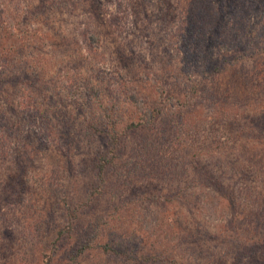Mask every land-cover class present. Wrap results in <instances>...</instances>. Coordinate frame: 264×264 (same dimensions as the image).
<instances>
[{
	"label": "rangeland",
	"instance_id": "obj_1",
	"mask_svg": "<svg viewBox=\"0 0 264 264\" xmlns=\"http://www.w3.org/2000/svg\"><path fill=\"white\" fill-rule=\"evenodd\" d=\"M83 1H85L83 5L86 10H74L71 13V6L68 5L58 17L56 14H54L55 16L52 15L51 8H48L50 6V1L48 2V0H0L1 35L4 31L5 33L8 32L7 16L18 14L23 19L28 14L33 15V17L42 15L41 18L38 17V20L45 24H30V27L37 29V32L29 29L30 33L24 26L28 31L27 40L33 45H30L31 47L27 48L25 52L23 51L22 55L25 58L19 57V59L28 60V56L30 54L34 56V52L38 56L40 55L37 57L38 60L30 64L29 69L35 71L37 67L41 66L40 70L47 71L48 85L46 88L49 92L57 91L58 89L61 91L62 88V91L71 88L75 91V97H78L85 91L84 88L89 89L92 85H101V83H104L102 77L98 78L99 76L95 74L90 75L89 69L92 67L106 70L108 75L104 78L107 80L115 77V80L122 81L121 75L117 74L115 76V69L118 65L117 58L109 57L110 50L114 48V42L110 41L109 35L103 34V30H111V28L118 30V23L124 20V17L120 16L123 12L122 10L119 12L118 3L115 2L105 7L103 6L104 8L100 12L103 18V27L100 28V24H98L97 28V26H94L96 22L93 20V10L87 7L88 0ZM223 1L226 2L223 6L225 10L218 9V4L220 5L221 3L220 0H212L211 6L215 10L205 13L203 17L210 21L212 25L214 22L220 23L221 29L227 31L222 36L224 43L230 41L236 33L244 37L243 42H245V38L252 36L249 28H247V25L250 27V23L257 31L253 35L254 41H262L260 45H263L264 40L262 38L264 39V35L262 34L261 38L258 32L264 31V0ZM172 2L179 6L180 11L183 10L181 6H184L187 1L172 0ZM155 3L156 0L152 2V5L155 6ZM40 7L41 9H39ZM115 15H118V20L113 22L112 17ZM183 16L185 19H179L176 24L177 27L180 25L183 28V22L186 21L188 23L189 17L187 15ZM56 18L57 20L55 21ZM214 18L215 20H213ZM59 27L63 31L58 36L53 31ZM206 29L209 30L210 28L206 26ZM86 30L90 33H102L100 34L102 42H100L99 46H94L98 50L93 58L89 57V46L85 43L87 36H84L83 32ZM138 31L139 29L134 28L129 30V32H125L121 34L118 41L120 42L124 39L125 42H132L133 46L131 49L142 51L148 61L151 57L146 52L147 44L145 41H139V37H137L140 36L137 34ZM43 34H46L48 38L50 37V41L48 38L45 39L46 36L42 40ZM179 42L180 40L178 41V38L175 37L170 47L169 43L164 41L162 49L168 50L169 56L164 55L163 61L170 62V64L166 68L169 74L164 78L163 85L159 86V84L153 83L152 78H148L146 73L141 72L138 75V83L134 86L137 92L134 90L127 91L129 94L138 93V96L144 97L149 102L147 107H156L157 109L159 105L161 113L158 112L159 117L152 129L153 133L151 135L148 134L150 138L155 135V140L158 141L150 144L151 146L143 154L137 150V159L136 156H131L132 150L128 146L130 140L127 141L128 144H120L119 148L114 147L110 142L99 143L101 154L103 153L102 158L113 147V152L111 155H107V159H111L110 161L116 166L117 173H120L119 178L126 175V173H130L132 175L130 179L134 181L135 186L143 188L142 192L138 193L136 197L129 196V188L123 189L122 195L117 193L115 195L116 199L121 201L117 203L119 206L117 213L121 214V217H114L115 221L112 222V229L108 234H104L103 239L99 234L95 236L96 241L112 244V248L120 245L121 248L130 250L133 256H131L130 260L123 261L125 264H134L133 259L140 254L158 259V263L155 264H199V260L195 259L196 254L191 253V251L202 250L201 246L199 248L195 244L192 245L184 235V230L187 229L186 234H193L199 230L198 227L219 238L217 239L219 242L216 243L201 240V245L204 246L202 247L204 248L203 250H206L205 248L207 247L214 251V257H219L221 255L220 252L227 247L224 242L225 237L222 236V231L225 230L222 229L223 226H226L231 221V225H235L234 231H231V233L235 235H228L232 243L234 242L232 244L233 252L228 251L226 254L227 263L229 264L232 259L238 257L237 251L239 250L237 247H243L245 245L244 240L247 242L248 238L255 237V231L249 232L247 226L250 219L258 217V207L264 208L259 206L260 202H257V200L252 202L250 200L251 196L256 195H260L259 197L264 200V73L259 77L250 74L249 81L246 80L247 76L238 80V75L234 79L229 70L223 68L222 63H219V66L217 65L222 60L220 52L213 54L215 62L212 68L220 71L210 72L206 68L208 66H206L204 59L200 58V54L198 59L193 62L189 59L191 53L186 49H182L181 45L179 47ZM106 45H109V47H106ZM36 46L38 48H34ZM221 46L224 47L225 45ZM223 47L222 50L226 49V47ZM79 55L86 56L88 61L75 60V57ZM162 55L163 53L160 52V56ZM92 59L93 64H87ZM96 65L98 66L96 67ZM152 66L157 67V64L153 63ZM76 67L80 69L79 72L75 70ZM261 68L263 69L264 67L261 66ZM27 72L30 73L28 69ZM68 75L71 76L70 81L66 80ZM212 81L218 84L224 94L221 97H216L212 104H204L199 97L202 96L203 90L210 89L211 85L213 86ZM190 89H193L194 92L192 96L188 97V101L190 100L191 104H202L200 107L201 114H199L197 120L195 119V121L200 119L199 123L195 122L196 124H194L197 126L196 132L187 126L184 119H181L182 116L179 112L181 111L183 99L175 96L178 90L187 92ZM18 95L19 93H16L15 96L18 97ZM100 96L102 97L103 95L101 94ZM102 99L105 100V103L110 101V94L104 92ZM115 99L120 100L119 106L133 113L137 111L135 104L126 102L125 98L117 97ZM138 104L141 106L139 112H145L148 109L143 105L142 100ZM94 111H98L95 106ZM147 113L150 114L149 111ZM36 121L34 125L38 127ZM230 123H232V126L231 129H228L227 127ZM44 124H50V122L44 121ZM166 125H171L170 127H173L176 133L171 135L169 139L165 137L162 140V138L158 137L162 133L160 127H166ZM95 144L91 147L81 146V152L84 154L89 152L93 159L90 164V171H92L91 168L94 161H96ZM51 147L55 148L54 151L58 149L60 153L56 158L51 155L47 159L53 160L56 169H59L61 166L60 161L64 163L63 158H65L62 155L63 147L58 146L57 143ZM196 149L202 150L199 159L210 167L208 169L211 172L225 174L222 178L224 185L222 192L215 193L212 190L213 184L210 181L205 180L203 183L201 179L194 180L198 175L194 174L193 176L189 162ZM78 154L79 152L74 151V157H67L74 164V169L71 170L69 175L61 171V169L57 173L61 182V187L57 194L60 199L67 198L68 195L69 203L71 204L77 198L76 193L82 197V199L80 197L78 199L83 201L90 188L93 190L94 183L97 182L94 176L95 172L85 171L81 166V168L78 166V162L84 158V154H82L81 158H78ZM44 157L46 156H41V158ZM187 160H189L188 163ZM37 163L41 165L44 173L47 174L46 167H50V163L46 161L40 162L39 160ZM131 163L136 164L132 166ZM140 166L145 169L144 172H139L141 170L139 169ZM42 169L39 168V165H36L32 169L26 170L23 177L41 179L44 176ZM135 177L137 179L136 182ZM93 181L94 183L92 184ZM153 183L157 184V188L150 186ZM148 189L151 191L147 192ZM154 189L157 190L154 191ZM177 192L181 194L179 202L172 205L166 204L168 212L163 213L161 204L163 201H155L154 198H158L160 194L171 193L170 195L172 196L173 193ZM107 194L111 195L109 192ZM111 196L115 197L114 195ZM93 197L98 209L105 210L106 206H108L109 197L103 194L100 195L97 192ZM49 199L51 198H48L43 193L24 198L27 203L33 205L34 216L36 217L38 213L42 217V212L49 209L56 213L55 217L46 219L51 224H55L56 220L62 216L60 209L63 210V205L61 200H59L61 203L58 204ZM196 201H198L197 204L195 203ZM46 202L51 203L50 207L44 204ZM35 210L38 213H35ZM43 216L45 219V213ZM31 221L36 220L31 219ZM45 222L47 223V221ZM10 228L18 230L19 235L15 234L14 243H7L11 248H5V251L0 252V264H21L23 258L21 255L25 256L24 259L28 263L30 261L29 254H33L35 257L39 256L46 241L45 238L39 239L36 233L30 235L22 226L19 227L16 224L11 225ZM231 233L229 232L228 234ZM38 235H42V232L38 231ZM73 242H75L74 239L71 244ZM197 242L200 243L199 240ZM34 243L37 245L33 246ZM1 246L2 240L0 239ZM28 248L29 251L27 250ZM68 252L69 250L66 252L60 250L57 253H60V257L68 261ZM100 253L96 248L88 249L79 255L78 263H117L116 258L114 260L110 256H104ZM205 259L208 260V258L204 257ZM204 260L200 258V264H212V262ZM68 262L64 263V260H62L56 264H68Z\"/></svg>",
	"mask_w": 264,
	"mask_h": 264
},
{
	"label": "trees",
	"instance_id": "obj_2",
	"mask_svg": "<svg viewBox=\"0 0 264 264\" xmlns=\"http://www.w3.org/2000/svg\"><path fill=\"white\" fill-rule=\"evenodd\" d=\"M49 1L50 6L46 7L51 8L52 15L56 14L58 17L68 5L71 6V13L74 10H86L83 5L85 1L83 0ZM153 1L155 0L87 1V7L93 10V20L96 22L94 26H97V28L98 24H100V28L103 27V18L100 12L106 5L113 4V2L118 3L119 12L121 10L123 12L120 16L124 17V20L118 23L120 30H115V28L103 30V34L109 35L110 41L114 42V48L110 50L109 57L117 58L118 65L116 69L118 68V70L115 69V76L117 74L121 75L122 81L115 80V77L108 80L105 79L104 77L108 75L106 70H100L97 67L98 65H96L97 68L92 67L89 69L90 75L95 74L99 76L98 78L102 77L105 84L92 85L89 89L84 88L85 91L78 97H75V91L71 88L63 91L62 88L61 91L58 89L52 92L47 90V71L40 70L41 66L37 67L35 71L29 69L30 64L38 60L37 57L40 55L38 56L34 52V56L32 54L28 56L30 60L19 59V57L25 58L22 55L23 51L25 52L27 48L31 47L30 45H33L27 40L28 31L30 29L37 32V29L31 28L30 24H45L38 20V17L41 18L42 15L33 17V15L28 14L23 19L18 14L6 17L8 32L5 33L4 31L2 35L0 34V239L2 240L0 252L5 251V248H11L7 243L15 242V234L19 235V231L12 230L10 226L16 224L19 227L22 226L28 234L33 235L36 233L39 239L45 238L46 240L39 256L35 257L33 254H29L30 261L28 263L31 264H56L62 260H64V263L69 261L68 264H79V255L91 248L99 250L101 255L110 256L114 260L116 258V264H125L123 261L130 260L131 256H133L130 250L123 249L120 245L112 248V244L96 241L95 236L99 234L103 239L104 234H108L111 231L112 222L115 221L114 217H121V214L117 213L119 211L117 203L121 201L116 199L115 195L117 193L122 195V190L129 188V196L136 197L138 193L142 192L143 188L135 186L134 181L130 179L132 176L130 173H126V175L119 178L120 173H117L116 166L110 161L111 159H107V155L112 154L113 147L102 158L103 153L101 154L99 143L110 142L114 147L119 148L120 144H128L127 141L130 140L128 146L132 150L131 156L135 157L137 150L143 154L151 146L150 144L158 141L155 140V135L150 138L148 134L151 135L153 133L152 129L159 117L158 112L161 113L159 105L157 109L156 107H147L149 102L144 97L138 96V93L129 94L127 91L134 90L137 92L134 86L137 85L138 75L141 72L146 73L148 78H152L153 83H157L159 86L163 85L164 78L169 74L166 68L170 64V62L163 61L164 55L169 56V51L162 49L164 41L169 43L171 47L172 42L177 37L178 41L180 40L179 47L181 45L182 49H186L191 53L189 59L195 62L200 54V58L204 59L206 66H208L206 68L210 72L220 71L219 69H212L215 62L213 54L220 52L222 60L217 65L219 66V63H222L223 68L228 69L234 79L238 75V80L247 76L246 80L249 81L250 74L259 77L264 73V68H261V66L264 67V44L260 45L262 41H254L253 35L257 31L252 24L249 23L250 27L247 25L252 36L245 38V42H243L244 37L236 33L230 41L224 43L222 36L227 31L221 29L220 23L214 22L212 25L210 21L203 17L205 13L215 10L211 6L212 0H186L185 5L181 6L183 10L180 11L179 6L173 4L172 0H156L155 6L152 5ZM220 1L218 9L225 10L223 6L226 2ZM183 15L189 17L188 23L186 21L183 22V28L180 25L177 27V21L182 18L185 19ZM112 20L116 22L118 15L112 17ZM206 26L210 29H206ZM134 28L139 29L137 32L140 35L137 36L139 41H145L147 44L146 52L151 57L148 61L142 51L131 49L133 46L132 42H125L124 39H122L123 41H118L121 34ZM62 31V28L59 27L53 32L59 36ZM29 32L31 33V31ZM100 34L102 33L100 32ZM100 34L90 33L88 30L83 32V35L87 36L85 43L89 46V57L93 58L95 56L98 48L96 50L94 46H99L100 42H102ZM258 34L261 37L262 34L264 35V31L262 30ZM42 37V40L44 37L45 39L48 38L46 34H43ZM48 39L50 41V37ZM262 40L264 39L262 38ZM221 45H225L226 49L222 50L223 46ZM106 47H109V45H106ZM33 51L35 50L33 49ZM160 52L163 53L162 56H160ZM79 56L75 57V60L88 61L86 56ZM249 62L251 63L249 64ZM68 63L70 64L69 61ZM153 63H156L157 67H153ZM36 64L39 65L38 63ZM87 64H93V59ZM27 69L30 73L27 72ZM75 70L80 71L78 67ZM70 79L71 76L68 75L66 80L70 81ZM212 84L213 86L211 85L210 89L203 90L202 96L199 97L204 104H212L216 97H221L224 94L218 84L214 81H212ZM15 92L19 93L18 97L15 96ZM104 92L110 94V101H106V103L102 99ZM193 92V89L187 92L178 90L175 96L183 99L181 111L179 112L182 116L181 119H184L187 126L196 132L197 126L194 124L199 123L200 119L198 121H195V119L197 120V117L201 114L200 107L202 104H191L190 100L188 101V97L192 96ZM101 94L103 95L102 97L100 96ZM117 97L125 98L126 102L134 103L137 111L133 113L119 106L120 100L115 99ZM140 100L148 108L145 112H139L141 106L138 102ZM94 106L98 111H94ZM35 121L38 127L34 125ZM44 121L50 122V124H44ZM170 126L160 127L162 131L158 135L160 139L162 138L163 140L165 137L169 139L171 135L176 133V130ZM231 126L232 123L227 128L231 129ZM56 143L58 146L63 147L62 155L65 157L63 158L64 163L60 161L61 166L59 169L68 175L74 169V164L67 157H74L73 153L76 151L79 152L78 158H81L82 154H84L81 152V146L91 147L96 143V161H94L91 170L95 172L94 176L97 182H92V184H95L93 190L90 188L83 201L78 199V197L82 199L80 194L78 196V193H76L77 198L74 202L72 201V204L69 203L68 195L67 198L60 199L57 194L61 187V182L57 176L59 169H56L53 160H48L51 155L56 158L60 153L58 149L54 151L55 148L51 147ZM201 152L202 150L196 149L189 162L193 176L194 174L198 175L194 180L201 179L203 183L205 180L210 181L213 184L212 190L215 193L222 192L224 186L222 178L225 174L211 172L208 169L210 167L200 161ZM41 156L46 157L41 158ZM38 160L50 163V167H46L47 174L44 173L41 165L37 163ZM92 161L90 153L86 152L84 158L78 162V166H81L85 171L92 172L89 169ZM131 164L135 166L136 163ZM36 165H39V168L42 169L44 176L41 179L30 177L32 180L27 177L24 178V172L34 168ZM139 169H141L139 172H144L145 170L142 166ZM136 180L135 177V182ZM150 186L157 188V184L154 183L150 184ZM156 190L154 189V191ZM149 191L151 190L148 189L147 192ZM96 192L109 197L108 206H106L105 210L98 209L97 204L94 202L93 196ZM107 192L115 197L108 195ZM42 193L51 198L49 200L58 204L61 203L59 200L62 201L63 210L60 209L62 216L56 220L55 224H51L46 220L49 217H55L56 213L51 209L42 212L43 214L45 213V219L43 214L41 217L38 211L35 210V213H38L36 217L34 216L33 205L24 200L26 196L33 197ZM171 193L160 194L158 198H154L155 201H163L161 203L163 213L168 212L166 204L178 203L181 198L180 192L173 193L172 196L170 195ZM259 196H251L250 200L251 202L257 200V202H260L259 206L263 208L264 200ZM47 202L44 204L50 207L51 203ZM195 203L197 204L198 201ZM257 216L256 219H250L247 226L249 232L255 231V237L248 238L247 242L244 240L245 245L243 247H237L239 250L237 251L238 257L232 259L229 264H264V208L258 207ZM31 219L36 221L32 222ZM234 228L235 225H231V221L226 226H223L222 230L225 231H222V236L225 237L224 242L225 246H227L225 248L227 251L225 249L222 250L219 257H214V251L207 247L205 248L206 250H203L204 248L202 247L204 246L201 245V240L219 242L217 240L219 238L215 235L199 227V230L193 234H186L187 229L184 230V235L192 245L195 244L199 248L201 246L202 250L191 251V253L196 254L195 259L199 260V264L200 258L204 260V257L208 258V260L205 259L204 261H210L212 264H228L226 254L228 251L233 252L232 244L234 242L232 243L229 236L235 235L231 233ZM38 231L42 232V235H38ZM229 232L231 234H228ZM73 239L75 242L71 244ZM35 245L37 244L34 243L33 246ZM29 248L27 249L28 251ZM60 250H64V252L69 250L68 261L61 258L60 253H57ZM21 256L23 257L21 264H28L26 259H24L25 256ZM133 260L134 264L158 263V259L144 256L143 254Z\"/></svg>",
	"mask_w": 264,
	"mask_h": 264
}]
</instances>
